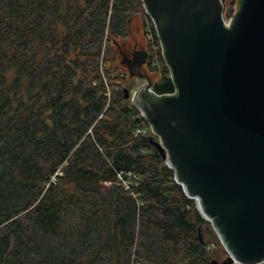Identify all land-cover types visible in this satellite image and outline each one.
Here are the masks:
<instances>
[{
    "label": "trees",
    "instance_id": "trees-1",
    "mask_svg": "<svg viewBox=\"0 0 264 264\" xmlns=\"http://www.w3.org/2000/svg\"><path fill=\"white\" fill-rule=\"evenodd\" d=\"M139 11L143 0H0V264L214 259L218 235L126 98L116 41ZM152 62L154 91L174 93Z\"/></svg>",
    "mask_w": 264,
    "mask_h": 264
},
{
    "label": "water",
    "instance_id": "water-1",
    "mask_svg": "<svg viewBox=\"0 0 264 264\" xmlns=\"http://www.w3.org/2000/svg\"><path fill=\"white\" fill-rule=\"evenodd\" d=\"M143 1L176 91H154L159 74L141 72L149 53L135 48L126 98L225 247L210 264L264 263V0H237L230 27L222 0Z\"/></svg>",
    "mask_w": 264,
    "mask_h": 264
},
{
    "label": "rangeland",
    "instance_id": "rangeland-1",
    "mask_svg": "<svg viewBox=\"0 0 264 264\" xmlns=\"http://www.w3.org/2000/svg\"><path fill=\"white\" fill-rule=\"evenodd\" d=\"M230 1H232V0H226V3H227L226 6L227 7H228ZM224 4H225V2H224ZM144 24L146 25V19L144 17V13H143V11H139L136 14V16L132 19V22L130 23L131 37L128 39V43H129L127 45V49L128 50L126 49L125 46H123V45L121 46L123 50H125V51L127 50L126 52H127L128 56L131 59L134 58L135 48H137V50L144 49V50H147L148 51V49H147L148 43H147V40H146V37H145V32H144V30H145ZM120 42H121V39L119 41H117V43H119V44H120ZM118 47H120V46L118 45ZM148 53H150V52L148 51ZM150 55L152 57V54L150 53L149 56H148V58L150 57ZM119 59H120L121 65H122V67L124 69L125 75L127 76V72L129 70V67L127 65H125V64L122 63V59H123L122 53H120ZM157 68L159 70H161L163 68V65L161 64L160 67H157ZM141 72H143V73L144 72H146V73H153V72L149 71L148 70V67H146V66H142ZM152 85H153V83H152ZM131 101L134 104V100L132 99V97H131ZM151 132H152V130H151ZM147 133H149V130H147ZM152 134H154V133L152 132ZM158 141H159V138H158ZM209 223L211 224L213 230L215 231L212 223L211 222H209ZM216 234H217V232H216ZM218 238H219V236H218ZM210 248H212L213 250H215V252H214V258L217 259V260H219V261H222L228 255L227 252H226V250H225V247L223 246V244H222V242L220 240V238H219V243L212 244L210 246Z\"/></svg>",
    "mask_w": 264,
    "mask_h": 264
},
{
    "label": "built area",
    "instance_id": "built-area-1",
    "mask_svg": "<svg viewBox=\"0 0 264 264\" xmlns=\"http://www.w3.org/2000/svg\"><path fill=\"white\" fill-rule=\"evenodd\" d=\"M143 6H144L143 13H144V17L146 19V27H147L145 37H146L147 43L150 45V53L152 54V61H153L152 63L154 66H157V67H160L161 64L163 65L165 63L166 66L168 67V69L170 70V68L167 64L166 58H165V54H164V50H163V44L159 38L157 28H156L154 21L150 15V12L148 11V9L145 6L144 1H143ZM236 12H237V8H233V9L231 8L229 10L224 11L223 17H224V22H225L227 27L231 26V23L233 21V18L235 16ZM170 74H171V78L173 79L171 70H170ZM172 94H175V92ZM137 133H147V129L146 130H138ZM129 177L132 180L130 183L137 184V183H135V181H138V179H139L137 174L130 173ZM119 179L121 181H123V183L126 186V189H129V185H130L129 181L124 180L123 173L119 174Z\"/></svg>",
    "mask_w": 264,
    "mask_h": 264
},
{
    "label": "flooded vegetation",
    "instance_id": "flooded-vegetation-1",
    "mask_svg": "<svg viewBox=\"0 0 264 264\" xmlns=\"http://www.w3.org/2000/svg\"><path fill=\"white\" fill-rule=\"evenodd\" d=\"M223 1V3L225 2V11L226 10H229V9H233V8H237V6H238V4H237V0H232V1H230V3H229V5H228V7L226 6V0H222ZM234 1H235V3H234ZM234 3V4H233ZM132 22V20L130 21V23ZM131 37V30H130V24H129V26H128V30H127V32H126V34H125V36H123V37H121V42H120V45L122 46H125L126 47V49H127V45L129 44L128 43V39ZM128 50V49H127ZM126 50V51H127ZM125 50H123L122 52H121V50H120V53H122V55H123V53H125V54H127V52H126ZM133 53V52H132ZM128 55V54H127ZM142 66H146V67H148V63H146V64H144V65H142ZM142 66H141V69H142Z\"/></svg>",
    "mask_w": 264,
    "mask_h": 264
}]
</instances>
